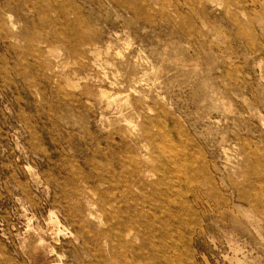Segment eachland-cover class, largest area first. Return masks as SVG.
<instances>
[{
  "label": "rangeland",
  "instance_id": "374dc122",
  "mask_svg": "<svg viewBox=\"0 0 264 264\" xmlns=\"http://www.w3.org/2000/svg\"><path fill=\"white\" fill-rule=\"evenodd\" d=\"M151 125L203 188L166 190ZM125 262L264 264V0H0V264Z\"/></svg>",
  "mask_w": 264,
  "mask_h": 264
},
{
  "label": "bare ground",
  "instance_id": "6f19581e",
  "mask_svg": "<svg viewBox=\"0 0 264 264\" xmlns=\"http://www.w3.org/2000/svg\"><path fill=\"white\" fill-rule=\"evenodd\" d=\"M157 128V132L153 131L152 125L151 127H147L144 126L141 129V137H142V143L144 144V146H149L150 148V155L147 156L146 154H142L141 153V158L144 157L145 161H148L150 163H156V172L159 175V178H162L163 183L166 187V190L170 192H174L176 193V195L178 193H180L179 190H177L175 187H182L185 186L184 184L187 185H194L196 187L197 190H199L200 188H203L204 186V182L202 181L201 178L198 177L199 173L202 172V166L199 164L200 162H198V158H199V151L198 152H194L191 151V146L193 145L191 143L190 138H188V136L184 133H181L180 131H177L176 129H173L171 132L175 135V137L178 139V143H175L174 137L170 135L169 132H166L164 129H162V125H156L155 126ZM166 142V143H165ZM195 147V146H194ZM148 151V150H147ZM137 156V154H135ZM150 157V158H149ZM143 160V161H144ZM128 162L129 164L135 166L136 168L140 167L141 163L135 159L134 156L129 155L128 156ZM153 171V170H152ZM151 171V172H152ZM170 173V174H169ZM173 173V180H170V178H166V174L167 176H171V174ZM140 177L143 179L144 177H146V174L142 171L140 173ZM106 178V177H105ZM86 180V179H85ZM111 181V180H110ZM90 186V185H89ZM92 187V186H91ZM96 187V186H95ZM97 188V187H96ZM184 188V187H183ZM182 188V189H183ZM187 188V186L185 187ZM184 190V189H183ZM196 190V191H197ZM204 190V189H203ZM188 191V190H187ZM202 191V190H201ZM205 191V190H204ZM93 192V191H92ZM94 193V192H93ZM203 193V192H202ZM95 194V193H94ZM186 194V193H185ZM206 194V192H205ZM208 194V192H207ZM210 194V193H209ZM113 195V194H112ZM111 195V196H112ZM194 195V192H193ZM201 195V194H200ZM187 196V195H186ZM200 197V196H199ZM209 197V196H208ZM207 198V197H206ZM176 199V198H175ZM202 201V200H201ZM197 202V201H196ZM117 209V208H116ZM53 215V213H52ZM55 217V216H54ZM54 220V219H53ZM50 220V223L53 224V226L55 224H57L56 218L55 220ZM30 222V221H29ZM28 222V224H30ZM60 222V221H59ZM118 223V222H117ZM49 224V223H48ZM57 225H55L56 227ZM133 225H131L132 227ZM29 227V226H28ZM32 228V225L30 226ZM29 227V230H31ZM35 227V225H34ZM33 227V228H34ZM117 227V226H116ZM52 228V227H51ZM61 228V227H60ZM118 228V227H117ZM64 229V228H63ZM115 229V228H114ZM122 229V228H121ZM38 230L39 227H38ZM37 230V232H32V230L30 232L32 233H28L27 235L23 236V238L21 237V239L19 240L20 243V247L23 250V253L25 252L26 255H32L34 256V258L38 257L39 255H44L46 256V254L49 252L50 246L48 245L47 240H49L48 238V234L47 237H45V234L43 235V232L39 233ZM55 230V229H54ZM126 230V229H125ZM51 231V230H50ZM53 231V229H52ZM52 231L50 232L52 234ZM62 231V230H61ZM66 231V230H65ZM64 231V232H65ZM114 231V230H113ZM124 231V230H123ZM122 231V232H123ZM27 232V231H26ZM58 232V229L57 231ZM45 233V232H44ZM47 233V232H46ZM125 233V231L123 232ZM57 234V233H56ZM60 235V232L58 233ZM62 234V233H61ZM66 234V233H65ZM54 234H52L53 236ZM64 235V234H63ZM67 235V234H66ZM64 235V236H66ZM70 235V234H68ZM67 235V236H68ZM111 235H114L111 234ZM51 236V235H50ZM63 236V237H64ZM20 237V236H19ZM18 238V237H17ZM57 238V237H56ZM55 238V239H56ZM59 238V237H58ZM127 238V237H126ZM54 239V238H51ZM54 239V242H56ZM115 240V238H113ZM112 239V240H113ZM61 240V239H60ZM53 241V240H52ZM59 241V240H58ZM123 241V240H122ZM121 241V242H122ZM49 242V241H48ZM60 242V241H59ZM112 242V241H111ZM119 242V241H118ZM117 242V243H118ZM125 242V241H124ZM57 243V242H56ZM116 243V244H117ZM123 243V242H122ZM51 244V243H50ZM94 244V243H93ZM113 244V243H112ZM115 244V243H114ZM124 244V243H123ZM129 244V242H128ZM58 245V244H57ZM107 245V244H106ZM114 246V245H113ZM109 247V246H108ZM112 247V246H111ZM117 247V246H116ZM115 247V248H116ZM120 247V246H119ZM130 247V246H129ZM102 248V247H101ZM113 248V249H115ZM100 249V248H99ZM105 249V248H104ZM120 249V248H119ZM153 249V247H152ZM133 250V248H132ZM140 250V249H139ZM114 251V250H113ZM30 252V253H29ZM54 252V251H53ZM116 253V250L114 251ZM51 253V251L49 252ZM130 253V252H129ZM52 254V253H51ZM50 254V255H51ZM55 254V253H54ZM53 254V255H54ZM112 254V252L110 253V255ZM116 255V254H115ZM131 255V254H130ZM114 256V255H113ZM29 257V256H28ZM49 258V257H48ZM114 258V257H112ZM130 258V257H129ZM132 259V258H130ZM134 259V258H133ZM132 259V260H133ZM114 261V259H112ZM118 260V259H117ZM47 261V260H46ZM55 262V261H54ZM57 262V261H56ZM136 262V261H135ZM49 263V261H48ZM53 263V262H52ZM51 263V264H52ZM126 263V262H125ZM129 263V262H128ZM134 263V262H133ZM127 264V263H126Z\"/></svg>",
  "mask_w": 264,
  "mask_h": 264
}]
</instances>
